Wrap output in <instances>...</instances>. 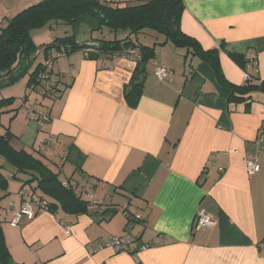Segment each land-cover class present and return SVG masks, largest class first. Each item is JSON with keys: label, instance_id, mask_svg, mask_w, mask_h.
I'll return each instance as SVG.
<instances>
[{"label": "crops", "instance_id": "obj_1", "mask_svg": "<svg viewBox=\"0 0 264 264\" xmlns=\"http://www.w3.org/2000/svg\"><path fill=\"white\" fill-rule=\"evenodd\" d=\"M38 1L0 0V24ZM183 2V30L204 48L220 49L229 81L239 84L247 76L230 52L255 57L248 69L258 70L264 79V0ZM98 26L94 17L81 18L73 25L76 40L98 45ZM59 34L57 27L46 38ZM173 51L176 57L169 62L162 56L157 60L170 68L167 80L150 73L133 107L123 90L135 63L126 57L89 59L83 49L76 50L55 62L66 91L48 108L50 118L42 129L25 114L20 132L13 127L16 119L8 121L20 136L18 147L39 152L58 166L60 175L78 178L99 201L90 214L60 210L61 217L35 206L32 219L23 216L12 226L23 201L21 185L13 181L0 202V218L14 261L264 264L259 249L264 241V150L256 143L264 140V94L254 92L248 102H232L230 87L220 83L209 63ZM251 154L262 165L253 175L246 168ZM126 206L142 219H128ZM202 210L216 223L196 231ZM64 219L72 226L69 235ZM124 234L136 241L130 245L135 252L96 249Z\"/></svg>", "mask_w": 264, "mask_h": 264}, {"label": "trees", "instance_id": "obj_2", "mask_svg": "<svg viewBox=\"0 0 264 264\" xmlns=\"http://www.w3.org/2000/svg\"><path fill=\"white\" fill-rule=\"evenodd\" d=\"M184 9L183 0H39L24 8L8 18L4 25L0 24V117L4 113H13L10 118L13 120L23 113L38 121L39 125L43 116L50 118L48 108L64 94L67 84L62 73L55 69V62L79 49H83L89 59L103 61L126 57L135 63L123 90L126 102L133 107L138 105L143 95L147 76L155 74L157 67L166 66V78L160 80L156 77L161 82L167 80L170 68L158 63L157 46L166 47L169 43L174 45L178 54L192 55L209 63L220 83L230 87V101L248 102L252 93L264 94V79L260 78L258 70L248 69L250 59L255 57L249 59L246 54L230 52L231 58L246 71L247 76L239 84L229 81L221 66L220 49L204 48L198 39L183 30ZM85 16L98 21L94 39L99 44L96 46L78 42L74 36L73 25ZM57 27L62 28L61 35L46 38L42 34L36 38L37 32L45 29L50 32ZM142 36L153 39V44L143 41ZM26 75L22 97H9L3 93V89ZM0 125L3 126L0 127V202L9 193L11 181H18L21 189L29 191L39 209H46L59 217L60 210L74 215L91 213L90 208L99 202L93 192L87 191L74 176L63 180L45 158L25 147H18L16 138L20 136L9 124H3L0 119ZM72 151L75 152V148ZM253 155L256 154L249 156ZM43 200L46 201L42 206L44 209L40 207ZM136 215L134 212L133 216H126L137 221L143 217L137 218ZM135 242L132 237L127 251L135 252L137 248L130 247ZM0 264H24L13 259L1 218Z\"/></svg>", "mask_w": 264, "mask_h": 264}, {"label": "built area", "instance_id": "obj_3", "mask_svg": "<svg viewBox=\"0 0 264 264\" xmlns=\"http://www.w3.org/2000/svg\"><path fill=\"white\" fill-rule=\"evenodd\" d=\"M155 75L160 79L164 80L166 76L168 75V69L166 66H159L155 69ZM48 117L43 116V121L40 123V126L43 127L45 122L48 121ZM260 145V148L264 150V140L257 142ZM246 168L249 174H256L262 171V165L260 163L259 157L257 155L249 156L246 159ZM20 196H22V206L21 208L15 212L12 219L10 220V224L12 226H16L20 223L23 216H26L29 219H32L35 216V206L37 205L36 202H33V198L30 195L29 191L26 188H23L20 190ZM89 197L91 199H94L92 194H89ZM95 202V201H94ZM46 204V201L43 200L41 204L44 206ZM44 209V208H43ZM46 210V209H44ZM124 210L126 211L125 214L128 216H133V213L130 209H128V206L124 207ZM142 214H137L136 217L140 218ZM61 222V221H60ZM62 225L64 227V230L66 234L72 233V226L67 222V220H63ZM216 223L215 218L208 214L205 211H199L196 217V222L194 225V229L196 231H200L203 229H206ZM132 243V237L129 234H124L122 236H113L109 238L104 244H98V247L96 249H100L104 246L112 247L116 251H127L128 245ZM259 249L263 253L264 256V241L259 244Z\"/></svg>", "mask_w": 264, "mask_h": 264}, {"label": "rangeland", "instance_id": "obj_4", "mask_svg": "<svg viewBox=\"0 0 264 264\" xmlns=\"http://www.w3.org/2000/svg\"><path fill=\"white\" fill-rule=\"evenodd\" d=\"M59 31H60V33H63V32H61L62 31V28L60 27L59 28ZM48 32V30L47 29H45V31H40V33L39 32H37L35 35H37L36 36V38H38V35H42V34H45V35H47V34H49V32ZM153 32V31H152ZM153 33H155V32H153ZM155 34H157V33H155ZM59 35H61V34H59ZM161 38V37H160ZM143 41H145L146 43H148V44H153V39H149V37L148 38H144L143 36H142V38H141ZM162 48H166V49H163V50H161ZM173 50H175V47H174V45L172 44V43H169V45H168V47H163V46H160V45H158L157 46V53H158V57H159V59L161 58V56L163 57V58H165V59H167L168 60V62L170 61V59L171 58H174V57H176L175 56V51H173ZM185 51V50H184ZM192 57V55H190L189 56V58H191ZM40 59H42V57H40ZM24 69V68H23ZM23 69H20V70H23ZM25 70V69H24ZM27 77H28V75H26L24 78H22L19 82H17V83H15L14 85H12V86H10V87H7V88H5V89H3L2 91H3V93L4 94H6V95H8L9 97L10 96H15V97H22L23 95H24V92H25V89H26V83H27ZM0 93H1V91H0ZM3 94V95H4ZM0 95H2V94H0ZM24 108V107H23ZM23 111V110H22ZM11 115H13V113H11V114H5L4 113V115H2L1 117H0V119H1V122L3 123V124H6L7 125V123H8V121L10 120V123H11ZM10 117V118H9ZM16 119V121L14 122V126L13 127H16L15 129H16V131H18V132H20L21 130L20 129H22V127H25V124H24V119H23V113H20V117L19 118H15ZM14 120V119H13ZM0 127H3L2 125H0ZM39 144H40V142H39ZM40 146V145H39ZM37 154L38 155H40V153L39 152H37ZM71 160L70 161H68L67 163H66V172H68L69 174L71 173V170H73V167H72V165H71ZM54 167H55V169L57 170L58 169V166H56L55 165V163H51ZM66 174H64V173H62L61 174V178H66V176H65ZM13 183V181H11V184ZM134 210V209H133Z\"/></svg>", "mask_w": 264, "mask_h": 264}]
</instances>
